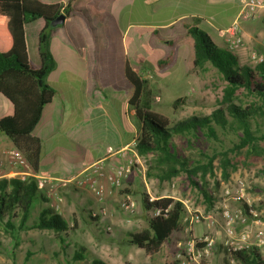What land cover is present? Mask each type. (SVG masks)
Listing matches in <instances>:
<instances>
[{
  "label": "trees",
  "instance_id": "1",
  "mask_svg": "<svg viewBox=\"0 0 264 264\" xmlns=\"http://www.w3.org/2000/svg\"><path fill=\"white\" fill-rule=\"evenodd\" d=\"M0 0V95L12 106V113L0 117V135L5 136L14 148L24 156L31 172L40 174L42 153L41 140L33 135L43 109L54 98L55 91L46 82L54 69L55 61L50 52V40L55 33L64 35L66 22L78 20L84 27L89 41L95 67L89 75L91 94L95 90L110 89L120 93L137 123L135 151L152 160V168L157 170L160 181L169 180L185 173L190 183L200 191L207 208H213L214 197L192 178L200 175L204 182L211 173L213 162L221 157L223 171L228 155L245 149L247 156L263 157L264 149V62L243 65L237 55L228 49L216 46L209 36L199 29L194 20L183 25L184 37L192 41V66L205 73L215 70L224 82L221 100L210 114L192 116L179 122L152 110L153 91L146 79L139 76L131 67L125 54L123 36L111 12L115 0ZM63 15L65 21L58 26L51 22ZM42 20L44 26L38 34L36 52L38 66L28 60L25 30L28 24ZM169 44H172L169 41ZM171 62V56L157 62L162 68ZM105 81H100V74ZM245 94L252 101L245 106L237 103L238 94ZM185 99H177L173 109L177 110ZM187 138L188 144L199 136L221 143L231 140L232 146L211 154L199 152L197 161H189L178 150L174 137ZM235 140V141H234ZM228 163V162H227ZM46 203L40 182L34 178L0 180V222L13 230V220L18 219V227L52 233L61 243L71 228L68 223L51 208L40 209L37 219L27 225L34 210V201ZM142 209L147 216V228L127 233L128 244L142 250L152 259L163 254L160 264H179L176 259V241L182 232V219L185 208L182 202L169 196L156 197L152 201L144 195ZM245 213L248 208L243 205ZM95 218H91L95 220ZM206 243L196 241L195 246L203 249ZM68 248V246H64ZM225 264H264V254L258 247H248L235 251H224ZM28 256L32 255L27 253ZM81 253L74 252V262L83 260ZM90 264H103L92 260ZM202 264V263H201Z\"/></svg>",
  "mask_w": 264,
  "mask_h": 264
},
{
  "label": "rangeland",
  "instance_id": "2",
  "mask_svg": "<svg viewBox=\"0 0 264 264\" xmlns=\"http://www.w3.org/2000/svg\"><path fill=\"white\" fill-rule=\"evenodd\" d=\"M67 28L68 35L74 38V42L77 41V37H80L84 44L90 47V41L82 30L79 31L80 34H76L75 29L77 28L70 22H68ZM66 35V32L62 35L64 39H66ZM146 46L144 48L148 51L149 48ZM158 47L159 50L154 55H149L147 59H141L138 63L131 61V65L135 67L137 74L146 79L152 88V110L175 123L192 116L208 115L216 109L224 87V82L216 71L210 68L205 73L199 72L192 66V55H171V47L166 44H160ZM74 51L77 53L76 49ZM50 52L55 55L51 46ZM35 53L36 48L31 47L29 55H35ZM167 56H171V62L162 68H158V60ZM240 57L241 64L248 65L245 59L249 60V55H240ZM53 59L60 64L59 57L55 56ZM74 62L75 55H72L70 58V76L74 80L76 88H78L79 83L84 84V92L82 93L85 99L89 101L91 96L88 91L89 79L86 75H88L90 67L86 61L84 63L76 61L75 65ZM249 66H252L250 62ZM54 73L56 79H51L49 74L46 82L57 93L55 102L58 111H60V105L65 104L62 86L63 76H61L59 68H55ZM100 81H105L103 73L100 74ZM95 93L107 95L113 92L106 89L105 86L103 90H95L91 94L94 95ZM74 94L77 93L74 92ZM96 97L91 98L90 102H93ZM100 98L103 99V96ZM177 99L185 100L184 104L175 110L172 104ZM123 100L126 102L124 97ZM235 101L245 106L252 101V98L240 93ZM74 107H78V101L74 102ZM10 110L9 102L0 95V115L8 114L11 112ZM78 114V109H73L70 123H63L64 127L70 126L72 131L70 132V149L62 150L61 154L72 163L86 159L88 153L81 149L83 145H88L90 140L87 131H80V128L73 127L75 124L73 120L77 119ZM117 115L119 117V114ZM103 118V125L98 126V131L92 136V148L88 147L93 154L104 151V147L111 145L113 140L111 134H106L111 129L108 125L109 120L107 117ZM128 118L136 129L133 134V141L136 140L138 129L130 108ZM42 125L49 135L50 127H47L46 120H43L36 128L35 135H38ZM73 136H75V140L77 139V144H74ZM219 137L221 143L207 140L201 136L197 140H192L191 145L184 137L175 136L173 141L178 150L184 153L189 161H197L201 158L199 156L200 151L211 154L232 146L231 140L223 141V137ZM132 141L125 155L116 157V163L106 165L111 161H105L81 176L79 174L77 177L70 178V182L47 180L42 183L29 167L12 168L8 164L5 153L13 146L2 149L0 176L7 175L2 179L34 177L40 182L42 194L46 199V203L41 200L34 201L35 207L27 225L30 226L31 222L37 219L40 209L48 207L59 214L68 223L71 230L68 236L63 237V243H61L52 233L20 229L18 219L13 220L14 229L9 230L4 225V220L2 223L0 222V264H90L92 260L101 261L103 264H160L167 249L162 255L149 259L142 250L126 241L127 233L138 232L147 228V216L141 204L144 195H147L149 200L169 196L182 202L185 214L181 223L182 232L176 241L175 249L178 250V254L180 251L189 248V243H192L194 254L198 259L197 264H225L224 251L229 249L235 251L253 246L260 248L264 254V244L259 245L258 241L259 232H262L261 236L264 243L263 157L247 156L245 149H243L228 155V161L225 162V172L222 163H220L221 157H219L213 162L212 171L206 174L204 182L200 179V175L193 177L194 181L202 185L215 198L213 208L208 209L200 191L190 183L185 173L182 172L169 180L160 181L156 176L157 170L151 166V156L149 155L147 158L139 156ZM260 147L264 149V142L260 143ZM93 154L92 156H94ZM128 160L133 162L132 169L121 179L118 187L111 188L109 184L104 182V177L113 174L118 166L124 165ZM94 169L104 174L101 179L94 177L99 179L105 187L100 202L94 198L89 190L77 184L86 173H90ZM240 188L243 189V197L237 200L235 197L238 196ZM126 196H129L135 203L134 212L131 214L123 212L120 208V203ZM56 198H60L61 201ZM243 205L248 208L247 214ZM224 212L233 217L231 235H228L226 231ZM95 217H97L95 220L91 219ZM198 240L211 244L206 245L203 249H198L195 246ZM65 245L68 248L65 249ZM74 252L81 253L84 259L74 262L72 260ZM27 253L32 255L28 256ZM230 264L236 263L230 261Z\"/></svg>",
  "mask_w": 264,
  "mask_h": 264
},
{
  "label": "crops",
  "instance_id": "3",
  "mask_svg": "<svg viewBox=\"0 0 264 264\" xmlns=\"http://www.w3.org/2000/svg\"><path fill=\"white\" fill-rule=\"evenodd\" d=\"M247 1L115 0L112 4L111 12L123 36L125 54L130 65L131 61L138 63L139 60L147 59L149 55H154L159 50L158 46L160 44H166L171 47V55H192V41L184 37L183 25H190L194 20L198 21L195 25L205 32L216 46L222 49L226 48L225 31L236 25L238 33L243 39L244 46L236 51L235 54L240 63H242L240 55H249L251 50L262 52V41L264 40V11H260L254 20H243L239 17ZM44 2L50 1L44 0ZM68 22L77 28L75 29L76 34H80L79 31L82 30L83 34L87 35L78 20L67 21V31ZM43 26L44 22L42 20H36L24 27L27 56L34 67L38 66L37 52L35 55H29V49L31 47L33 49L36 48L37 37ZM67 31L66 39L57 33L52 35L50 46L55 54L52 56L59 57L60 64L54 60L56 65L49 73L52 77L51 79H56L55 68H59L60 74L63 76L62 86L65 104H61L60 111H58L55 102L57 93L54 90L55 95L52 102L44 107L42 117L33 131V135L39 138L42 144L40 174L35 175L42 183L47 180L69 182L70 178L77 177L82 172L103 164L105 161H111L107 164L105 163L106 165L116 163V157H122L129 149L128 147L136 130L129 121V108L122 95H119L120 93L111 91L113 93H108L107 95L101 93V95L97 93L94 95L90 94L92 99L98 96L93 102H90L91 98L87 101L82 93L84 92V84L79 83L78 88H76V84H74V80L70 76L71 56L75 55L74 65L76 61L82 63L86 61L90 70L96 65L94 64L95 60L91 55V50L84 44L83 39L77 37V41L74 42V38L71 35L69 36ZM169 41L172 44H169ZM145 46L149 48L148 51L145 50ZM74 49L77 50V53ZM245 61L249 65V60L245 59ZM131 67L137 73L135 67L132 65ZM90 70L88 75H86L88 78ZM88 91L91 92L90 83H88ZM74 92L77 94H74ZM100 96H103V99ZM75 101H78V107H74ZM10 107L11 112L0 115V117L10 115L12 106L10 105ZM72 108L78 109L79 112L77 119L73 120L75 123L73 127L80 128V131H87L90 138L89 144L83 145L81 149L87 151L86 159L73 163L61 154L62 150L70 149V132L72 130H70V126L64 127L63 123H70V117L73 115ZM117 114H119V117ZM103 117H107L109 120L108 125L111 129L106 134H111L110 136H112L113 140L111 145L104 147V151L93 154L88 147L92 148V136L98 131V126L103 125ZM43 120H46L47 127H50V134L48 135L45 132L42 125L39 128L38 135H35L36 128ZM72 139L75 140V136ZM73 142L74 144L78 143L77 139ZM10 146L12 144L9 140L5 136L0 135V157L2 156V149Z\"/></svg>",
  "mask_w": 264,
  "mask_h": 264
},
{
  "label": "built area",
  "instance_id": "4",
  "mask_svg": "<svg viewBox=\"0 0 264 264\" xmlns=\"http://www.w3.org/2000/svg\"><path fill=\"white\" fill-rule=\"evenodd\" d=\"M260 11H264V0H248L245 3L244 7L242 8L239 17L243 20H254L256 15ZM225 46L226 49L234 53L244 46L243 39L238 33V29L236 25L230 27L225 31ZM262 48H263L262 52H258L256 50H251L249 52V62L251 63L252 66L259 65L264 62V40L262 41ZM132 143L135 145L136 140H133ZM5 154H6V160L12 168L29 167L24 156L16 148L13 147L9 149ZM132 167H133V162L131 160H128L124 165L118 166L113 174L107 175L105 177L104 174L100 173L97 169H94L91 170L92 172L86 173V175L83 178H81L77 184L78 186L89 190L93 194L94 198L98 202H100L102 200L105 187L99 181V179H96L94 177H99L100 179L104 177V182L109 184L111 188L118 187L120 185L121 179H123L130 172ZM89 170L90 169L82 172L79 176H81L82 174H84ZM4 176L7 175L0 176V179L4 178ZM242 190L243 189L240 188V190L238 191V196H236L235 199L238 200V198L243 197ZM56 199L61 201L60 198H56ZM152 200L153 199H150V201ZM120 208L123 212L131 214L134 212L135 203L129 196H126L120 203ZM224 217L226 219V226H227L226 231L228 235H231L232 234L231 225L233 223V217L229 215L227 212H224ZM191 222H193V219H191ZM261 235L262 232H259L258 235L259 245L264 244L263 237ZM210 244L211 243H208L206 245L209 246ZM176 259L178 260L179 264H197L198 259L197 256L194 254L192 243H189V248L180 251L176 256Z\"/></svg>",
  "mask_w": 264,
  "mask_h": 264
},
{
  "label": "water",
  "instance_id": "5",
  "mask_svg": "<svg viewBox=\"0 0 264 264\" xmlns=\"http://www.w3.org/2000/svg\"><path fill=\"white\" fill-rule=\"evenodd\" d=\"M64 21H65L64 16L60 15V16L56 17L50 24H51V26L55 27V26L62 24Z\"/></svg>",
  "mask_w": 264,
  "mask_h": 264
}]
</instances>
